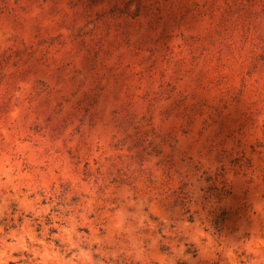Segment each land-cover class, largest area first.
<instances>
[{
    "label": "rangeland",
    "instance_id": "rangeland-1",
    "mask_svg": "<svg viewBox=\"0 0 264 264\" xmlns=\"http://www.w3.org/2000/svg\"><path fill=\"white\" fill-rule=\"evenodd\" d=\"M152 131L172 147L143 169L170 168L171 186L199 192L188 159L231 163L210 209L234 229L173 222L130 178L102 181ZM53 184L79 197L62 226L39 204ZM13 205L63 249L27 223L0 264H264V0H0V216Z\"/></svg>",
    "mask_w": 264,
    "mask_h": 264
},
{
    "label": "trees",
    "instance_id": "trees-1",
    "mask_svg": "<svg viewBox=\"0 0 264 264\" xmlns=\"http://www.w3.org/2000/svg\"><path fill=\"white\" fill-rule=\"evenodd\" d=\"M146 140H143V142ZM117 149L116 146H113ZM171 142L165 135H160L152 131L150 140L147 141V146H142L141 150L137 151L135 158L128 155H117L109 160L107 169L102 172L99 169L97 174L102 181L110 180V183L122 185L125 178H130V184H135V191L142 193L148 199L149 204L154 203L173 222H189L193 223L198 217L206 230L212 234H221L229 225L232 229L236 226L237 218L232 211L225 208H220L219 212L215 208L210 209L212 203H220L223 198L229 194V186L227 183V175L231 172L230 166L221 165L215 172L205 169L199 162L188 159L185 167V175L189 178H196L200 185L199 192H195L188 179L180 180L176 186H171L172 173L170 168H167L161 175H156L152 171H145L143 163L147 161L146 157L150 156L153 159L163 154L164 148H171ZM135 159V178L132 176L131 165ZM120 176L116 178L114 172ZM131 174V176H127ZM186 179V180H185ZM144 180L146 190L140 189L136 184ZM69 187L59 186L55 184L51 187L49 193L44 191L38 193L41 197L40 205L43 207L49 206L51 213L57 219V224L62 226L61 220L67 218L78 207L79 197L74 195L71 199L68 198ZM33 199L36 196H31ZM235 216V218H234ZM30 223L32 233L36 238H40L45 228L48 227L47 242H53L58 248L63 249L57 240L52 238V235L57 234V229L53 228V223L48 220L43 224L38 218H32L26 215L23 211L17 209L13 205L10 212H5L0 216V243L2 240L11 242L10 235L13 231H20L24 224ZM264 235V234H263ZM221 236V235H219ZM19 262H9V264H17Z\"/></svg>",
    "mask_w": 264,
    "mask_h": 264
}]
</instances>
